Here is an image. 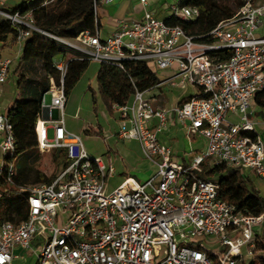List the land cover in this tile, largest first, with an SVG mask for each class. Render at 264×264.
<instances>
[{
    "label": "built area",
    "instance_id": "2783aa9c",
    "mask_svg": "<svg viewBox=\"0 0 264 264\" xmlns=\"http://www.w3.org/2000/svg\"><path fill=\"white\" fill-rule=\"evenodd\" d=\"M112 1L94 0L96 16L102 4ZM181 1L171 5V14L197 19L198 7ZM0 15L18 26L17 43L23 46L35 29L32 11L0 9ZM263 27L264 0H247L209 32L213 41L198 40L149 8L141 18L119 20L107 37L97 27L95 33L82 32L79 43L61 38L90 60L144 61L173 72L147 90L136 89L127 104L113 106L121 119L119 138L138 140L156 170L146 181L127 176L109 190L114 167L90 155L81 136L66 127L68 61L58 58L60 82L51 77L46 92L51 102L45 93L35 129L38 149H64V165L52 182L19 187L26 193L27 214L18 222L0 221V264H13L17 246L35 253L38 264H261L255 258L262 242L256 227L264 226V212L239 210L219 197L218 181L198 172L205 158L213 157L216 164L264 177L262 121L256 114V97L264 92V33H258ZM223 49L231 55L214 54ZM17 59H0V84ZM165 84L193 92L169 107L168 97L157 91ZM174 123L191 141H204L182 164L174 147L160 139ZM15 142L7 111L0 110V178L7 171L10 182L16 172Z\"/></svg>",
    "mask_w": 264,
    "mask_h": 264
},
{
    "label": "trees",
    "instance_id": "16d2710c",
    "mask_svg": "<svg viewBox=\"0 0 264 264\" xmlns=\"http://www.w3.org/2000/svg\"><path fill=\"white\" fill-rule=\"evenodd\" d=\"M24 0L19 5L10 8L12 13L20 11L25 14L32 11L33 25L30 35L23 43L22 53L13 72L17 76V99L8 108L7 115L13 124L15 136L16 172L8 180L7 171L0 178V190L3 198L0 200V221H21L26 217V193L19 190L22 185L30 184L24 181L29 171L21 161V156H29L38 151L36 123L42 112L43 96L50 88L51 77L60 82V71L55 61L60 56L68 61L65 74V93L69 97L87 71L91 60L88 56L64 42L61 38H77L82 32L89 30L95 33L99 23L94 8V0ZM247 0H182L181 5H194L199 9L195 20H182L174 14L164 18L169 23H179L191 35L198 36L200 41H213L209 32L222 20L232 17ZM18 26L10 19L0 18V42H17ZM64 46L80 54L68 57ZM217 53L221 58H227L231 51L223 49ZM0 53V59H1ZM160 81L158 74L144 61L125 60L122 65L101 62L97 74V91L91 86L94 101L97 93L107 110L114 112V104H127L136 89L147 90ZM183 99L182 101H184ZM96 102V101H95ZM256 102L264 107V92L256 97ZM66 152L64 149L52 150V160L60 169L51 174L39 169L36 183H49L54 180L63 168ZM26 158V157H25ZM206 158L202 163L200 177L210 179L216 177L220 185L219 197L236 205L246 213L259 215L264 212V197L258 190L253 191L248 186V178L238 169L225 163H217L210 169ZM264 264V258L263 262ZM38 264V262L36 263Z\"/></svg>",
    "mask_w": 264,
    "mask_h": 264
},
{
    "label": "rangeland",
    "instance_id": "374dc122",
    "mask_svg": "<svg viewBox=\"0 0 264 264\" xmlns=\"http://www.w3.org/2000/svg\"><path fill=\"white\" fill-rule=\"evenodd\" d=\"M5 1L9 5H19L24 0ZM6 2L4 5L0 6V9L11 12L6 6ZM51 2V0H48L45 4H50ZM167 2L171 4L174 0H167ZM157 12L161 17L165 16L167 13L165 9H162L161 4L157 6ZM0 18L3 17L0 15ZM258 33H264V27L258 30ZM71 39L74 43H79L77 38ZM64 49L67 50L68 57L80 54L67 46H64ZM0 53L5 58L9 57L16 59L19 57L20 48L17 46V43L13 41H8L7 43L0 42ZM150 65L153 70L161 74V71L157 69L154 63ZM99 68L100 62L91 60L87 71L68 99L64 119L67 128L73 133L81 136L90 155L93 157H100L107 165H112L114 167L115 172L109 179V190H112L124 181L127 176H133L138 181H146L155 173L156 167L145 157L138 140L119 138L118 133L121 125L119 113L108 111L98 93L96 95V102L94 101L93 92L89 87L91 86L97 91V74ZM0 85L3 87V91L0 92V110L6 112L18 96L16 75L14 72L11 71L8 80ZM165 88H167V86L163 88L164 92L170 95ZM45 98L47 104H49L51 102V94L46 93ZM258 114L262 116L260 113H257V115ZM86 130H91V132ZM50 136H52V130H50ZM165 138L167 142H171L173 145L178 163H184V159L192 160L196 155V153L191 152V147H193L191 146L192 141L189 139L186 130H177ZM20 159L25 165L26 170L29 171L24 178L26 183L38 182L37 171L39 169L51 174L55 169L61 168V165H56L53 162L52 151L38 150L29 156L23 155ZM206 164L207 166L205 169H210L216 163L213 157H207ZM200 173L201 172H198V174ZM212 180L217 181V178L212 177ZM248 186L253 191L259 189L258 182L253 178L248 180ZM32 244H34V242H32ZM243 252L246 253L245 248ZM247 257L250 258V256ZM36 262V255L15 261L16 264H36Z\"/></svg>",
    "mask_w": 264,
    "mask_h": 264
},
{
    "label": "crops",
    "instance_id": "0c3cea01",
    "mask_svg": "<svg viewBox=\"0 0 264 264\" xmlns=\"http://www.w3.org/2000/svg\"><path fill=\"white\" fill-rule=\"evenodd\" d=\"M176 1L177 0H174L173 3H175ZM173 3L168 4L167 0H148L147 6H144L140 2V0H114L110 3L102 4L99 7V10L97 13V22L99 23L98 30L103 37H107L116 31L119 20L141 18L145 8L153 9L158 17L165 18L166 16L171 14V8L170 7ZM159 4H161L162 9H165L167 11L165 16H163V17L158 15V12H157V6ZM6 6L8 7V9H10V8H13L17 5H14V4L9 5L6 2ZM66 40L72 41L71 38H66ZM15 43H17V42H15ZM17 46L19 48H20V46H21V48L23 47L22 45H20L18 43H17ZM20 55H21V53L19 54V57H20ZM1 56H2V54H1ZM19 57H18V59H19ZM2 58H5V57L2 56L1 59ZM58 58H61V57L58 56ZM18 59L15 61V63L13 64V66L11 68L12 72H13L14 68L16 67ZM11 71H10V73H11ZM172 74H173V72L170 70L161 71V74H158V77H159L160 81H162L165 78L170 77ZM16 83H17V76H16ZM78 83H77V85H78ZM166 86H167V88H165V89L170 93V95H168L164 92L163 88ZM2 91H3V87L0 85V92H2ZM157 91L158 92L162 91L163 93H165V95L168 97V100H169L168 106L170 107L174 104L180 103L181 100L185 99L186 96L190 95L193 92V89L192 88L181 89L178 87L170 88L167 84H165L161 88L157 89ZM69 98H70V96L68 97V99ZM67 102H68V100H67ZM66 105H67V103H66ZM65 108H66V106H65ZM0 109H1V105H0ZM113 110H114V108H113ZM114 111L117 112L116 110H114ZM257 113H260L262 115V116H259V114L257 115V116H259V118H261V121H262V123H260L258 126V130L260 131L261 136L264 140V110L262 108H260V105L257 104V102H256V114ZM119 120H120V124H121L120 117H119ZM177 130L178 131H180V130L184 131L185 128H183L178 123H174L173 125H170L164 132H162L160 134L161 141L172 145L171 142L166 141L165 137L169 136L172 132H176ZM86 131L91 132V130H86ZM193 140L191 142L192 143L191 146H193V147H191L192 148L191 152L196 153L200 149L201 145L204 144V141L202 142L201 140L195 139V138ZM193 142H195V143H193ZM186 161L187 160L184 159V162H186ZM244 175L248 179L253 178L254 180H256L258 182V184H259L258 191L264 197V177H259L254 173H249L248 175H246V174H244ZM256 230L258 232L257 234L260 235V237L262 239V242L260 243L258 252L256 253V256H255L256 263L263 264L262 262H263V258H264V226L263 227H256ZM33 242H34L33 245H36L37 239H35ZM14 256L15 257L13 259V264H16L15 263L16 260H20V259L22 260V258L26 259L27 257L35 256V253H33L30 250L23 249L20 246H17L14 248Z\"/></svg>",
    "mask_w": 264,
    "mask_h": 264
},
{
    "label": "water",
    "instance_id": "95a60500",
    "mask_svg": "<svg viewBox=\"0 0 264 264\" xmlns=\"http://www.w3.org/2000/svg\"><path fill=\"white\" fill-rule=\"evenodd\" d=\"M43 116H44V118H47L48 117L47 113H45Z\"/></svg>",
    "mask_w": 264,
    "mask_h": 264
}]
</instances>
